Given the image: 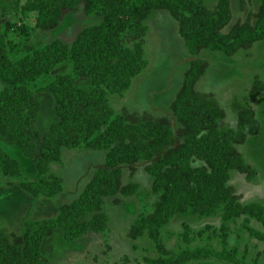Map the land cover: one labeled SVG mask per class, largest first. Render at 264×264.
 <instances>
[{"label": "trees", "instance_id": "obj_1", "mask_svg": "<svg viewBox=\"0 0 264 264\" xmlns=\"http://www.w3.org/2000/svg\"><path fill=\"white\" fill-rule=\"evenodd\" d=\"M261 1L256 26L236 25L230 33L223 34L221 29L230 20V0L219 1L217 14L204 0H25L23 12L36 13V27L42 31L55 29L67 14L82 6L86 16H96L102 22L87 26L71 46L61 40L31 42L26 46V56L18 61L10 57L15 47L0 35V81L4 85L0 93V138L34 160L42 177L21 182V189L33 198L55 199L64 191V185L52 173L51 165L61 159L63 149L86 146L107 154L104 165L94 173L79 198L63 205L55 218L29 221L21 234L0 227V264H48L43 244L58 230L67 243L76 242L87 233L106 234L109 217L104 212L105 199L118 194L135 196L141 202L158 197L152 212L140 213L129 232L131 239L148 235L159 246L162 255L147 258L145 264H193L213 257L245 264L238 248L228 245L229 222L240 217L247 224L258 222L263 231H248L264 243V203H243L233 192L230 180L234 172L245 174L248 179L254 176V168L238 150L260 130L254 110L235 104L237 126H220L225 111L212 95L195 90L208 67L201 60L192 61L171 106L180 125L178 132L167 117L145 116L142 123L127 125L126 117L115 115L110 96L128 91L147 68L142 38L148 32L145 22L151 14L170 13L179 23L190 54L208 49L232 56L264 41V0ZM127 42H133V46ZM69 61L72 73L57 75L43 88L55 99L58 119L44 138L38 126L42 106L29 85L46 79ZM80 79L90 80L92 88L84 89L77 82ZM263 92L264 83L257 80L251 96ZM37 143H43L39 155ZM195 160L205 165L194 166ZM139 163L146 164L145 171L153 179L151 192L141 190L136 182L122 184L124 167L135 170ZM0 167L5 176L21 174L18 161L3 151ZM189 213L201 218L221 216V251L197 247L177 252L165 247L162 230L176 215ZM187 242L191 244V240ZM121 264L132 263L125 258Z\"/></svg>", "mask_w": 264, "mask_h": 264}, {"label": "rangeland", "instance_id": "obj_2", "mask_svg": "<svg viewBox=\"0 0 264 264\" xmlns=\"http://www.w3.org/2000/svg\"><path fill=\"white\" fill-rule=\"evenodd\" d=\"M220 0H204L209 9L217 14ZM25 0H0V35L15 47L10 53L13 61L26 56V46L33 43H51L61 40L71 46L78 34L94 24L100 23L96 16H86L83 6L65 16L58 27L50 31H42L36 27V13L23 12ZM230 20L221 29L228 34L234 26L247 23L256 26L262 8L261 0H230ZM148 32L142 38L147 68L137 76L130 89L122 95L110 96V103L115 115L126 117V124H140L145 116L170 118L178 132L180 125L172 114L171 106L182 89L184 76L192 61L201 60L208 67L195 85L201 94L212 95L226 117L220 126L236 127L238 109L234 105L247 106L254 110L260 123L257 135L250 137L244 145L238 146L246 162L254 168V176L234 172L230 186L238 199L243 203L263 201L264 203V92L252 97L255 82L264 83V41H257L249 48L238 50L232 56L221 52L203 49L197 55L188 51L180 34L179 23L168 11H157L146 20ZM129 36H126V40ZM129 41V40H128ZM130 42V41H129ZM127 45L132 47L133 42ZM71 61L54 69L46 79L31 83L36 99L41 103L38 126L47 137L52 126L57 123L55 115V99L43 88L52 83L57 75L72 73ZM84 89H91L90 80H77ZM0 81V93L3 89ZM139 121V122H138ZM43 143H37V155ZM0 151L6 152L17 160L21 174L18 177L5 176L0 167V227L21 234L27 222L55 218L60 208L79 198L94 173L104 165L106 152L94 151L86 146L77 149H63L61 159L52 163L51 171L57 175L64 185V191L55 199L43 197L33 198L20 187L24 181H35L39 178L34 160L27 157L13 144L0 138ZM194 166L205 165L194 161ZM145 163L136 165L135 170L124 167L122 184L136 182L140 189L151 192L153 179L145 171ZM157 196L140 201L137 197H124L118 194L105 199L104 212L109 217L108 232L87 233L82 239L67 243L61 231H56L43 244V253L48 264H121L128 258L132 264L146 263L147 258L161 256L159 246L148 235L137 240L131 239L129 232L140 213H151ZM244 217L229 222L231 230L228 245L238 248L239 258L245 264L264 262V243L253 238L248 229L263 231L256 221L244 222ZM221 216L201 218L196 214H178L162 230V238L168 250L204 247L208 251L218 252L223 249L220 231ZM208 227V228H207ZM166 229V230H165ZM199 231L203 234L199 235ZM188 236V238L186 237ZM191 240V244L187 240ZM193 264H231L218 258Z\"/></svg>", "mask_w": 264, "mask_h": 264}, {"label": "crops", "instance_id": "obj_3", "mask_svg": "<svg viewBox=\"0 0 264 264\" xmlns=\"http://www.w3.org/2000/svg\"><path fill=\"white\" fill-rule=\"evenodd\" d=\"M105 211V210H104Z\"/></svg>", "mask_w": 264, "mask_h": 264}]
</instances>
